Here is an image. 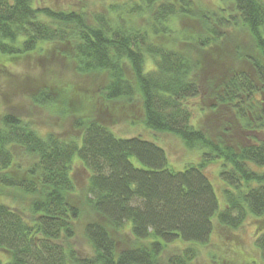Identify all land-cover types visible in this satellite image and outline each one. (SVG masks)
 I'll use <instances>...</instances> for the list:
<instances>
[{"label": "trees", "instance_id": "1", "mask_svg": "<svg viewBox=\"0 0 264 264\" xmlns=\"http://www.w3.org/2000/svg\"><path fill=\"white\" fill-rule=\"evenodd\" d=\"M34 1L0 0L2 59L50 49L76 74L102 77L99 103H138L147 129L174 135L200 161L174 170L161 147L118 137L96 118H75L77 133L63 136L1 113L0 264H192L216 225L235 231L249 217L260 263L247 264H264V0H137L90 14ZM235 31L250 44L233 56L244 66L205 81L204 57ZM30 100L70 115L62 92L43 88ZM221 111L234 128L211 125ZM217 160L222 206L205 172ZM75 161L87 173L83 190ZM85 213L95 219L83 226L82 254L72 240ZM127 231L131 242L120 247L112 233Z\"/></svg>", "mask_w": 264, "mask_h": 264}, {"label": "rangeland", "instance_id": "2", "mask_svg": "<svg viewBox=\"0 0 264 264\" xmlns=\"http://www.w3.org/2000/svg\"><path fill=\"white\" fill-rule=\"evenodd\" d=\"M132 1L137 0H35L34 6L65 11L85 10L90 14L103 12L112 4L125 5ZM204 1L207 5L217 7L228 4L231 0ZM180 26H184V22L174 25L175 28ZM223 44L221 50L217 52L215 49L211 52L215 54L214 57H204L207 68L204 75L205 81L208 77L221 72L224 66H244L243 63L236 62L233 56L237 53L243 54L250 49L245 34L242 31H235L231 34L229 41ZM101 81L100 76L76 74L67 61L50 49H44L15 62H8L0 57V114L15 113L32 122L41 131H53L63 136H74L77 133L72 129V121L75 118H96L106 124L118 137L138 136L161 147L167 155L170 167L174 170H183L187 165L199 163L200 152L198 150L187 149L180 139L172 134L156 133L147 129L143 124L142 111L138 103L131 106L99 103L96 88ZM43 88L62 92L70 115L62 117L56 110L32 104L30 96ZM211 120V125L215 128L221 126L222 122H228L231 126L233 123L230 114L222 111L218 116H211ZM219 170L220 161L217 160L209 165L205 172L222 206L224 185L219 177ZM73 178L79 190L85 189L87 173L78 161H75L73 166ZM83 193L84 191H80V195L75 199L77 205L83 201ZM93 219L95 217H89L85 213L75 224L72 247L82 254L90 252L83 238V226ZM256 223L253 217H249L235 231L216 225L209 242L197 248V257L192 264L260 263L259 252L255 247V237L258 234ZM112 235L120 241V247L121 240L124 245L131 242L128 238V231L127 234L122 233L120 236L117 233H112ZM177 248L178 246L174 245L168 247L164 256L175 254ZM0 256L4 257L2 252Z\"/></svg>", "mask_w": 264, "mask_h": 264}]
</instances>
